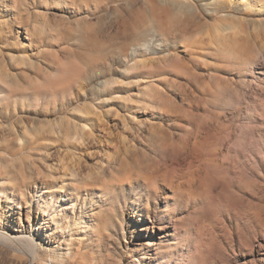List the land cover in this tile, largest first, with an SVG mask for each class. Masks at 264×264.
<instances>
[{
    "label": "rangeland",
    "instance_id": "rangeland-1",
    "mask_svg": "<svg viewBox=\"0 0 264 264\" xmlns=\"http://www.w3.org/2000/svg\"><path fill=\"white\" fill-rule=\"evenodd\" d=\"M230 32L254 64L208 51ZM184 133L169 179L216 159L209 209L147 179ZM0 179V229L36 245L0 264H264V0H0Z\"/></svg>",
    "mask_w": 264,
    "mask_h": 264
},
{
    "label": "bare ground",
    "instance_id": "bare-ground-1",
    "mask_svg": "<svg viewBox=\"0 0 264 264\" xmlns=\"http://www.w3.org/2000/svg\"><path fill=\"white\" fill-rule=\"evenodd\" d=\"M231 29V28H229ZM219 40V38L213 37L209 42H207V46L209 47V52H213L216 54H219L223 61L222 64L226 68H232V69H242L243 67H247V65L254 64V61L246 63L244 57L245 53L248 51L250 44V41L248 38H243L239 33H226L223 35ZM221 41V42H219ZM207 47V48H208ZM196 83L200 87H202L204 91L207 93L205 95H202L199 99L204 100L207 104L208 100L207 98L217 96L219 94V88L226 83V80H223L220 76H212L209 75V78L207 80H204L202 78H197ZM199 124H196V133L194 134L195 138L200 134L199 133ZM185 137L184 140H180L179 142H171L166 143L159 147V153L161 156V160L164 161L162 164L163 166H160L158 163L153 165L151 168L146 170V175L148 182L150 181H161L169 184L172 186L173 196L177 199H194L196 195H199L202 198L203 206L204 207H210L209 203L207 202L210 197L211 193L214 189H217L221 187L222 189L228 190V188H225L222 183L220 182L219 176L217 174V167H218V161L214 158H206L203 156V164L200 170L197 171L196 177L197 179L191 177V178H185L184 181L181 183H177L175 181H172L169 179V169L171 167L167 165V162L172 160L179 161L184 160V151L185 148L183 145H185V140L188 138V133H184ZM212 144L209 142L206 143L205 148H211ZM193 152H196V144L194 143L192 145ZM192 153V152H191ZM2 175V174H1ZM6 187V183L0 179V191H4ZM189 189H192L193 192ZM208 203V205H207ZM259 214L258 211L253 212V216H257ZM195 215L203 216L201 213L195 212ZM190 225H193L190 223ZM85 230L88 229V225L84 224L83 227ZM83 232V231H82ZM209 239H214L209 236ZM0 241L5 244H11L14 246H22L24 248V251L26 250L28 253H34V250H36V245L32 242V240H28L27 236H12L8 232L2 231L0 229ZM146 246L149 245L148 240H146L145 243ZM217 247V244H216ZM67 248V247H66ZM21 250V249H20ZM22 251V250H21ZM198 256L195 258V260L200 261L201 255L204 253L210 254L214 251L209 250H203L200 251L196 249ZM44 254L50 253L49 260L51 264H58V263H64V261L70 257V250L68 248L65 250L64 253H58V251L55 250H47L42 251ZM46 261V260H44ZM196 263V262H195Z\"/></svg>",
    "mask_w": 264,
    "mask_h": 264
}]
</instances>
